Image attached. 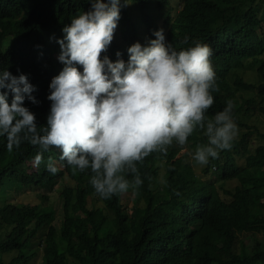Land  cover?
<instances>
[{
	"label": "trees",
	"instance_id": "16d2710c",
	"mask_svg": "<svg viewBox=\"0 0 264 264\" xmlns=\"http://www.w3.org/2000/svg\"><path fill=\"white\" fill-rule=\"evenodd\" d=\"M126 2L121 0L117 26L101 57L126 61L120 46L144 45L157 29L177 50L195 41L206 44L216 90L205 116L212 118L230 99L241 134L230 149L201 166L196 180L194 169L200 165L190 153L178 156L207 142L203 130L194 129L185 145L173 142L166 154L150 153L136 162L137 172L125 178L131 183L138 175L142 183L108 199L95 193L91 171L60 160L58 149L50 146L33 166L38 146L22 141L9 152L0 137L3 198L12 185L38 188L46 202L44 193L66 177L71 180L59 195L63 213L58 226L52 224V209L44 213L40 205L0 204V254L15 253L10 264H28L37 255L41 264H264V247L247 250L239 238V233L264 234V134L251 124L254 118L264 121V0H178L177 6L171 0ZM88 8V0H0V70L25 74L35 86L31 95L38 103L25 98L23 105L38 128L49 110L50 79L63 67L57 60L61 29ZM157 8L166 10L161 26L152 18L159 15ZM249 134L256 141L253 151L247 147ZM49 161L58 169L54 174L46 168ZM45 226L40 250L27 255Z\"/></svg>",
	"mask_w": 264,
	"mask_h": 264
},
{
	"label": "clouds",
	"instance_id": "9594fccd",
	"mask_svg": "<svg viewBox=\"0 0 264 264\" xmlns=\"http://www.w3.org/2000/svg\"><path fill=\"white\" fill-rule=\"evenodd\" d=\"M88 3V10L63 26V37L57 39L63 67L48 84L44 125L38 128L23 105L25 98L38 103L31 95L35 86L25 74L0 70V137L6 149L11 152L22 141L38 146L33 166L50 146L58 149L60 160L91 171L89 183L101 199L135 191L141 179L136 175L130 183L125 173H136V162L150 153L166 154L173 142L185 145L194 129H202L207 140L189 154L196 164L207 165L230 149L238 132L233 102L229 99L212 118L205 116L216 90L210 48L195 41L177 50L157 29L146 44L127 47L126 61H111L101 53L112 40L121 0ZM46 168L53 174L58 170L51 161Z\"/></svg>",
	"mask_w": 264,
	"mask_h": 264
},
{
	"label": "rangeland",
	"instance_id": "374dc122",
	"mask_svg": "<svg viewBox=\"0 0 264 264\" xmlns=\"http://www.w3.org/2000/svg\"><path fill=\"white\" fill-rule=\"evenodd\" d=\"M172 4L174 6H177V1L178 0H171ZM158 9V8H157ZM158 14L160 15H153V19L155 23L158 26L162 25V21L164 17L166 16V10L165 9H158ZM147 43V42H146ZM145 43V44H146ZM128 46L126 45H121L120 48L123 52H126ZM253 124L261 133L264 134V121H262L259 118H254ZM242 133L246 134V132L241 131ZM241 133H237V136L235 139L239 138V135ZM253 135L249 134V142H247V147L253 151L255 148L256 141L253 140L254 138L252 137ZM189 148V147H188ZM195 150V148H189L187 149H182L179 151L178 156H181L182 154L185 153H191ZM191 157V156H190ZM192 160V159H191ZM193 161V160H192ZM197 165V164H195ZM164 172L163 166L161 165V168L158 171V180L161 183L162 181V174ZM201 173V166H197L194 169V176L196 177V180L199 178V175ZM71 183V180L69 178H65L64 181H61L52 192L50 193H44L47 196V201L43 202L41 199V196L43 195V191H41L38 188H30V189H12V185H9L8 190L4 194V198L0 196V204L3 201H13L17 204H24V205H40L42 206V211L46 213L48 209H52L54 211V219L52 221V224L54 226H58L62 220V213H63V206L62 203L63 201L59 197L60 193L62 192V188L65 186V184ZM234 184V183H232ZM1 195V194H0ZM3 198V199H2ZM132 202H129V205L131 206ZM48 231L47 226H45L43 229L39 231V233L36 235L34 238L31 246L27 249L26 254H30L31 252H36L37 250H40L41 245L40 241H42ZM3 237V236H2ZM239 238L241 241L245 244L247 247V250L256 248V246H259V248L263 249L264 247V234H240L239 233ZM15 256V253H3L0 254V264H10L11 258ZM28 264H41V260L39 256L37 255L36 260L29 262Z\"/></svg>",
	"mask_w": 264,
	"mask_h": 264
}]
</instances>
